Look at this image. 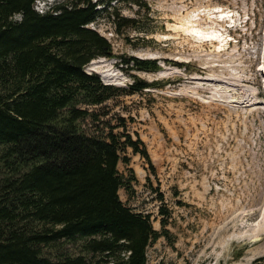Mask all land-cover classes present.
I'll return each instance as SVG.
<instances>
[{
	"label": "rangeland",
	"instance_id": "rangeland-1",
	"mask_svg": "<svg viewBox=\"0 0 264 264\" xmlns=\"http://www.w3.org/2000/svg\"><path fill=\"white\" fill-rule=\"evenodd\" d=\"M43 1L34 2L39 12ZM113 3L89 27L112 43L114 56L91 60L85 71L122 87L135 79L166 84L83 105L95 121L82 126L127 132L146 146L154 171L127 148L135 178L132 191L118 192L155 229L167 218L169 237L151 242L147 264H264V0ZM120 17L138 19V28L117 33ZM128 56L157 59L160 68L132 69L120 61ZM118 170L129 174L121 161Z\"/></svg>",
	"mask_w": 264,
	"mask_h": 264
},
{
	"label": "trees",
	"instance_id": "trees-1",
	"mask_svg": "<svg viewBox=\"0 0 264 264\" xmlns=\"http://www.w3.org/2000/svg\"><path fill=\"white\" fill-rule=\"evenodd\" d=\"M125 1L64 0L39 12L35 0H0V264H96L97 257L147 264L151 242L169 237L167 218L157 230L119 196L121 188L132 191L135 178L122 155L127 148L154 171L143 140L82 126L87 117L95 121L83 105L166 84L135 79L116 86L84 69L94 58L114 56L112 43L89 24L111 2ZM137 21L114 19V30L138 28ZM120 61L144 72L160 68L157 59ZM159 212L167 214L163 206Z\"/></svg>",
	"mask_w": 264,
	"mask_h": 264
},
{
	"label": "bare ground",
	"instance_id": "bare-ground-1",
	"mask_svg": "<svg viewBox=\"0 0 264 264\" xmlns=\"http://www.w3.org/2000/svg\"><path fill=\"white\" fill-rule=\"evenodd\" d=\"M91 71H94V70H91Z\"/></svg>",
	"mask_w": 264,
	"mask_h": 264
}]
</instances>
